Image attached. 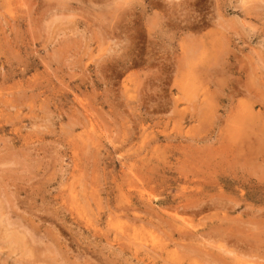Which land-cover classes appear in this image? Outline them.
I'll return each mask as SVG.
<instances>
[{
  "label": "rangeland",
  "instance_id": "1",
  "mask_svg": "<svg viewBox=\"0 0 264 264\" xmlns=\"http://www.w3.org/2000/svg\"><path fill=\"white\" fill-rule=\"evenodd\" d=\"M0 264H264V0H0Z\"/></svg>",
  "mask_w": 264,
  "mask_h": 264
},
{
  "label": "bare ground",
  "instance_id": "2",
  "mask_svg": "<svg viewBox=\"0 0 264 264\" xmlns=\"http://www.w3.org/2000/svg\"><path fill=\"white\" fill-rule=\"evenodd\" d=\"M177 219V218H176ZM228 251V250H227Z\"/></svg>",
  "mask_w": 264,
  "mask_h": 264
}]
</instances>
